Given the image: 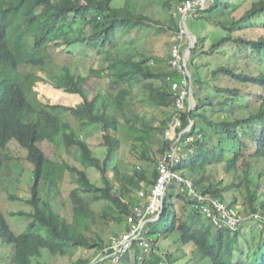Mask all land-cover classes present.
<instances>
[{"label":"trees","instance_id":"1","mask_svg":"<svg viewBox=\"0 0 264 264\" xmlns=\"http://www.w3.org/2000/svg\"><path fill=\"white\" fill-rule=\"evenodd\" d=\"M176 8L171 20H177L178 24L165 25L171 33L179 28ZM197 19L214 25L212 29L206 27L209 32L205 36L200 27L198 32L192 31L197 38L192 55L198 50L210 54L214 60L206 63L205 81L198 74L194 92L196 106L184 115L182 128L190 121H194V126L181 141L184 156L175 168L190 178L200 193L234 207L241 202L245 218L255 213L264 217V167L257 170L254 165L264 160V0H216L201 10ZM158 22L155 15L135 8L133 1L120 5L118 0H0V172L4 166L3 151L9 141L16 140L27 150L35 176L31 197L27 199L32 209L18 213L31 219L23 232H15L0 210V264H49L51 257L75 260L78 250L98 253L109 245L112 237L130 229L133 208L151 193L150 185L158 176L159 159L172 145L165 137L172 113H167L158 127L147 125L149 134L146 136L139 135L138 130L128 132L134 145L140 142L143 148L147 147L146 142L152 140L155 132V140L160 143L157 150L144 152L145 161L141 160L143 164L136 165L131 172L125 171L124 165L117 161L122 139L127 136L122 133L116 113L126 116L129 107L126 86L146 85L149 80L163 83L167 80L168 85L158 89L153 86L155 95L152 97L155 103L171 109L174 98L169 78L178 80L179 77L170 69H156L155 62L161 64L158 56L141 48L118 49L113 53L108 46L116 45L121 34L144 31ZM157 31L163 32L164 28L159 27ZM215 36L217 40L213 41ZM59 37L63 38L62 43L80 42L93 51L105 52L102 70L106 76L113 77L110 90L117 92L114 103L101 93L90 95L89 76L79 69L74 70L70 64L49 66L50 54L47 47L44 50L42 47ZM242 55L246 61L243 66L240 64ZM23 67L30 70L24 71ZM36 68L46 71L55 88L78 94L83 101L75 106L42 101L34 88L39 81L47 82L48 77L39 75L34 71ZM91 73L95 74L94 68ZM243 85L263 89L254 103L256 106L244 93ZM60 113L73 115L82 130L100 124L107 156L99 158L88 141ZM199 133L203 136H198ZM190 136L193 138L186 141ZM44 142L63 145L70 154L80 156V165L52 159L40 145ZM149 163L156 165L152 169L145 168ZM221 166L226 173L223 179L216 171ZM85 167L96 168L101 174L100 181H92ZM69 170L77 179V186L69 194L71 215L51 205ZM42 182L48 184L51 193L46 200L41 197ZM172 184L167 190L169 200L165 195L164 214L148 224L154 246L147 251L135 249L126 253L121 264H181L179 261L183 260V264H201L203 260L208 264H235L234 245L240 227L236 230L216 228L192 206L186 191L176 196L175 189L170 187ZM240 189L242 201L238 196ZM177 198L188 202L194 210L191 217L183 218L177 210ZM102 200L109 205V209L102 211L105 221L121 227L113 232L110 241L104 238L103 232L86 234L90 221L94 220L92 203ZM168 235L169 248L171 244L177 245V259L172 249L164 247ZM186 247H191L190 253L185 251ZM260 248L264 249V244ZM96 258V264H110V258L102 255ZM247 258L252 262L253 258ZM254 258L255 264H264V254L261 262L258 257ZM91 262L90 258H81L73 264Z\"/></svg>","mask_w":264,"mask_h":264},{"label":"rangeland","instance_id":"2","mask_svg":"<svg viewBox=\"0 0 264 264\" xmlns=\"http://www.w3.org/2000/svg\"><path fill=\"white\" fill-rule=\"evenodd\" d=\"M129 1H133L135 8L150 13L156 16V18L159 20V22L153 27H148L144 31L136 30L133 32L121 34L119 37V42L116 45L108 46V49H111L113 53H117L118 49L122 51H134L138 49H143L144 52L151 53L154 55H157L158 57H168L169 51H170V40H171V29L166 28L165 25L169 24L176 25L177 20H171L172 15H175V8L177 7L179 0H118L120 5L126 4ZM170 4V5H169ZM177 9V8H176ZM189 17L188 19V25L191 31L198 32L199 27L202 30L203 36L208 34V28H213L212 22H207L205 19H197ZM205 26V27H204ZM159 27L164 28L163 32L157 31ZM120 32V31H117ZM117 35L119 33H116ZM133 38H132V37ZM61 37L56 38V40H49L47 41V44L42 47V50H44L47 47V53L50 54V65L53 64V67L55 68L56 65H63V64H70L74 70L79 69L83 72L84 75L89 76V83H92V81H96L95 88H98L102 93V90L107 91L110 86L111 79L108 77H104L105 71L102 70V62L105 57L104 53H98L96 51H93L89 49L87 46H83L82 43H62ZM212 40V38H211ZM217 40V36L214 37L215 41ZM60 45H57V43H60ZM197 39L195 40V46H196ZM210 43V40L209 42ZM195 48V47H194ZM235 50V48H233ZM231 53V52H230ZM198 56H201L198 50H194L193 55H191V60L189 62V68L192 72L194 85H195V91L197 89V77L200 73L201 77L204 79L208 74V70L206 66L207 61L210 59L214 60L210 54H207V56H203L198 58ZM264 56V54H262ZM253 61V60H252ZM252 61H250V64L253 66ZM204 64V66L200 65ZM213 64V63H212ZM241 66L243 64H246L245 56H241ZM48 65V64H47ZM215 67V65L213 64ZM53 68V69H54ZM91 68L95 70L98 74H100V77L96 78L94 74L91 73ZM24 71L30 70L29 68L23 67ZM41 76H47L46 71H43L42 69L36 68L34 70ZM48 77V81H39L34 90L38 93V97L44 101L45 103H51V104H59V105H65V106H74V98L71 97L70 93L65 92L63 90H59L55 88L51 82L50 78ZM225 79L223 80V83H225ZM230 85H232V82H230ZM244 93L248 94V97L250 101L254 104L255 101L258 99V96L263 92V89L261 87H254L252 85H243ZM99 92V93H101ZM60 97H58V95ZM258 94V95H256ZM80 96V95H79ZM78 96V97H79ZM105 98L107 97L106 93L104 94ZM103 97V96H102ZM81 99V97H80ZM107 99V98H106ZM82 100V99H81ZM111 101V100H109ZM261 102V99H259ZM113 104V103H112ZM255 106L257 104H254ZM111 109V107H110ZM112 112L113 109H112ZM63 118L70 123H76V118L71 115L70 113H60ZM213 116H216L215 113H212ZM100 124H93L89 127L85 128V131L89 132L90 139L88 140V143L91 145L93 150L96 152V155L103 159L107 156L108 148L106 145L103 144L102 139V129L97 130L99 128ZM76 132H79L80 136H82V129L79 128L77 125L75 128ZM100 131V132H99ZM84 133V132H83ZM88 136V138H89ZM40 145L43 147V149L47 152V154L54 160H68L74 165H80V162L78 158L80 156H76L75 154H70L69 151L63 146L59 145L56 146L55 144H52L50 142H44L40 143ZM103 146V147H101ZM129 147L124 146V150H128ZM126 159L129 158L130 160V167L124 168L125 171H134L135 166L137 165L136 159H134L129 153L126 151H123ZM121 156V155H120ZM123 156V155H122ZM3 159H4V166L2 171L0 172V210L5 215L7 222L11 226V228L17 232L21 233L23 232L31 219L29 217H26L24 215L18 214L20 211L29 212L32 209V206L27 203V199L31 197V187L35 182V176H34V165L32 162L27 158V150L20 146V144L16 140H11L8 142L6 148L3 151ZM115 164V163H114ZM156 163H149L147 165H143L145 168L152 169L155 167ZM255 169H259L261 167H264V160L258 161L254 163ZM86 171L92 181L98 182L101 179V174L99 171L94 167H85ZM216 171L218 173L219 178L223 179L226 177V173L224 172V168L221 166L220 168H216ZM114 174V172H112ZM77 179L75 176V173L71 170H69L66 173L63 185L57 192L56 198L52 200L51 205L60 212H63L64 214L71 215V203L69 202V194L71 190L77 186ZM182 184L173 182V184L170 186L171 188L175 189L176 196L179 195V192L182 191ZM40 190H41V197L46 200L47 197H49V194H51L48 191V184L41 183L40 184ZM91 195V194H88ZM230 196V194H227ZM226 197V195H223ZM238 196L240 200H243V192L241 189L238 191ZM166 199L169 200V191L166 194ZM228 200L230 201L231 198L229 197ZM64 202V205H63ZM107 201H93L92 203V209L94 210V220L90 221L89 228L86 231V234L88 236L94 235V232H103V236L105 239H108L110 241L111 235L113 232L119 230L121 227L118 225H115L113 222H106L104 217L102 216L103 209H109V205L107 204ZM176 205L177 210L180 212V214L183 216V218H188L189 215L192 214L193 209L191 206L188 205V202H183L176 199ZM238 210L241 212L242 216L244 217V220L238 230V239L234 245L236 248L235 256H234V263L235 264H255L254 263V257H258V259L261 262V256L264 254V249L260 248L262 244H264V223L262 226H260V222L257 219H252L250 217L245 218V214L243 212V206L242 203L239 202L237 205ZM206 219L207 217L202 214ZM192 222V221H189ZM208 223H210L208 221ZM177 238V234L175 235ZM170 243V236L168 235L166 243H165V249H172L175 253V259H177V255H179V252L177 251V245L171 244L169 248ZM101 251V250H100ZM100 251L97 253L93 250H84L80 249L77 251V258H74L75 260L71 259L70 257H51L48 260L49 264H73V261H77L81 258H90L93 261H97V257H100ZM185 251L187 253H190L191 247H186ZM97 253V254H96ZM253 258L252 262L247 258ZM95 258V259H93ZM247 260L246 262H244ZM185 260H183L184 262ZM182 261H179V263L183 264ZM185 264V263H184ZM195 264V263H192ZM201 264H208V261L203 260Z\"/></svg>","mask_w":264,"mask_h":264},{"label":"built area","instance_id":"3","mask_svg":"<svg viewBox=\"0 0 264 264\" xmlns=\"http://www.w3.org/2000/svg\"><path fill=\"white\" fill-rule=\"evenodd\" d=\"M215 1L184 0L177 4V12L180 16L179 28L171 33L169 64L171 71L177 73L179 79L171 80L169 78L174 101L172 117L165 130V137L172 145L159 159L158 176L155 183L150 185L151 193L134 206L133 213L129 217L130 229L112 237L109 245L100 252L99 256L110 258V264H121L123 256L130 251L135 249L147 251L154 246L153 239L148 233V224L160 218L166 192L169 185L174 181L183 185L185 194L189 200H192V206L205 215L216 228L229 227L236 230L244 220L237 207L231 206L219 198L200 193L193 186L192 180L175 168L184 156L181 141L194 126V122L190 121L188 125L182 128L184 115L186 112L189 114L196 106L195 85L189 68L190 57L187 49L191 42L188 19L198 15L201 10ZM198 136L202 137L203 133H199ZM192 138L191 136L187 137L186 141ZM143 195L144 192L142 191L141 196ZM251 218L257 219L260 225L264 223V217L259 213L251 215Z\"/></svg>","mask_w":264,"mask_h":264},{"label":"crops","instance_id":"4","mask_svg":"<svg viewBox=\"0 0 264 264\" xmlns=\"http://www.w3.org/2000/svg\"><path fill=\"white\" fill-rule=\"evenodd\" d=\"M194 17L195 16H191V18H194ZM186 47H187V44H186ZM200 55L201 56H198V57L207 56V54H205L203 52H201ZM168 59H169V56L164 57V58L161 56L158 57V60H159V62H161V64H157L156 63L157 61H156L155 62L156 69L158 67L160 69H165V70L170 69L171 70V68L168 66V64H169ZM94 76L96 78L97 77L99 78L100 74L95 72ZM104 77L108 78V76H106V73H104ZM109 78L112 80L113 77L111 76ZM110 83H111V81H110ZM165 84L168 85L167 80H165L164 83L161 82L160 80H149L148 83H146V85L144 83H141V84H138L134 87L126 86L127 90H128L126 97L128 99V105H129V107L126 108V111H125L126 116L122 115L121 112L116 113V116L120 118V124L119 125L121 126L120 128L123 130L122 133L126 134L125 136L128 135V132L136 131V130L139 131V135L146 136L149 134V132H147V125L158 127L159 123L161 121H163L164 119H166V117L168 116L167 113H169L171 115L173 108L167 109V108L163 107L160 103H158V104L155 103L153 100L154 98L152 97V95H155V93L152 94L153 86H155V88L158 89L161 87V85H165ZM96 85H97L96 81H92V83L88 84V90H89L90 95H97L99 92H101L100 90H98V88H95ZM102 91H103V93L101 92L102 96L105 98L104 94L106 93V95H107L106 98L108 100H111L114 103V100L116 99V96H117V92L115 90L111 91L110 86H109L107 91H105V90H102ZM70 95L72 98H74V106L83 101L82 98H81L82 100L80 99L81 96H79L78 94H70ZM71 124L74 126V128H76V126L78 125L77 122L71 123ZM97 126H99V128L97 130H100V128L102 129L101 125H97ZM87 127H89V126H87ZM143 129L146 131L142 132ZM89 134L90 133L85 131V129H84L82 131L81 137H84L85 139H90L91 136H89ZM88 136H89V138H88ZM156 136H157V133L156 132L153 133V136L151 137L152 140L149 142H146L147 147H144V148L141 146L140 142H138V145H134V141L131 140L132 137H130V136H127L124 139H122V145H121V148L119 150V159H117V161L120 162L119 164L124 165L125 168H129L131 166L129 158L126 159V156L123 152V151H126L134 159H136L137 165H142L143 162L141 160L144 159L143 153L146 151L148 152V151H152L154 149L155 150L158 149V145L160 143L155 140ZM160 139L163 142L162 136H160ZM124 146L129 147L128 150H126V149L124 150ZM101 147H103V146H101ZM146 148H148V149L146 150ZM143 161H145V160H143ZM181 189H182V191H184L183 186ZM191 216L192 215H189L188 217H191ZM260 226H262V225H260ZM95 258H93V259H95Z\"/></svg>","mask_w":264,"mask_h":264},{"label":"water","instance_id":"5","mask_svg":"<svg viewBox=\"0 0 264 264\" xmlns=\"http://www.w3.org/2000/svg\"><path fill=\"white\" fill-rule=\"evenodd\" d=\"M189 36H190L191 42L188 45L187 49H188V55H189V57H191L192 51H193V49L195 47V40L197 38H196V35L191 31L190 28H189ZM164 212H165V202H163V204H162V211H161L159 217H161V215L164 214ZM96 263H97V261H93L90 264H96Z\"/></svg>","mask_w":264,"mask_h":264}]
</instances>
